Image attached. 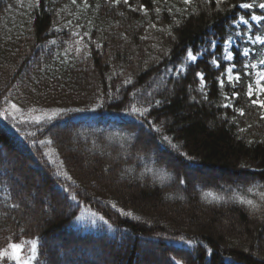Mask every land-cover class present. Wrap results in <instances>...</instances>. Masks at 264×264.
Segmentation results:
<instances>
[{
    "label": "trees",
    "instance_id": "trees-1",
    "mask_svg": "<svg viewBox=\"0 0 264 264\" xmlns=\"http://www.w3.org/2000/svg\"><path fill=\"white\" fill-rule=\"evenodd\" d=\"M245 2L0 0V250L35 241L32 264H264V109L247 95L251 66L264 71L250 15L264 10ZM228 64L240 81L221 87ZM11 104L58 115L18 123Z\"/></svg>",
    "mask_w": 264,
    "mask_h": 264
},
{
    "label": "snow or ice",
    "instance_id": "snow-or-ice-1",
    "mask_svg": "<svg viewBox=\"0 0 264 264\" xmlns=\"http://www.w3.org/2000/svg\"><path fill=\"white\" fill-rule=\"evenodd\" d=\"M85 4H87V0H84ZM109 2H111V0H109ZM114 2L116 4H120L121 0H114ZM123 2L125 4H128L129 0H123ZM184 4L186 5H190L192 4L193 0H183ZM224 0H217V3H223ZM72 3L75 4L76 0H72ZM240 8L242 9H246V10H252L255 8H259L261 10H264V2H260V3H256V0H253V2H245V3H241L239 5ZM146 11V10H145ZM250 20L251 21H256L258 23H264V13L261 14H251L250 15ZM249 19H246L244 15L239 17V25L243 26V25H249L250 23ZM248 39L255 44L257 41H260V43L264 44V40H261L259 36H253V37H248ZM228 44H231V39H229ZM250 54V49H248L247 47L244 48L243 50V56L244 57H248ZM188 57L191 61H195L196 60V56L193 55L191 52L188 53ZM223 61H233L234 56H233V51L231 50H225L223 56H222ZM212 63L216 66L219 67V62L218 59H213ZM260 64L264 65V59L260 60ZM245 68H248L249 65L245 64L244 65ZM251 67H255V65H252ZM236 68L235 64H228L226 65L225 69H224V78L219 80L220 86L223 87L225 82L227 81L228 84L232 85L233 87L234 85V81L236 83H238L240 81V73L239 71H236L234 74V69ZM199 80L201 81V83H204V75L202 73H197ZM256 76V80H255V87L253 85V83H248L247 85V95L249 98H251L254 94L256 95V99H251V104L252 105H257L259 106V108L264 109V99H261L260 96L264 95V71H260L255 73ZM203 91V89H202ZM239 96L238 92H233L231 97H226V99H232V98H237ZM103 107V105L101 104V108ZM224 107H231V105L229 104H225ZM11 109L14 110L15 112H20L21 109L19 107H17L16 104H11ZM5 112L8 111V109L4 110ZM79 111V110H77ZM93 111H95V109H93ZM148 111V109H144L143 111H140L139 109L135 108L134 106L131 107V113L130 114H137L140 117H143L146 112ZM240 115H244V112L241 110L240 111ZM261 119H264V116L261 117ZM40 121V117L36 118V122L39 123ZM157 131H159V129H157ZM164 141H168V137L165 136L163 137ZM49 143H51V141H49ZM161 179H163V177H161ZM183 180H179V183H183ZM261 199L264 200V194L261 195ZM73 201H76V197L73 196L72 197ZM77 203H79L78 201H76ZM240 203H247L248 205L252 206L254 211H258L259 210V206L254 205L252 200H240ZM19 205L17 204H13L12 207L16 208ZM112 207H116L115 205H113ZM122 211V210H121ZM123 214V212H122ZM128 216H131V213H127ZM101 220H104V217H100ZM104 223L107 224L108 222L106 220H104ZM30 245V252L28 251V249L25 247L24 243H11L8 245L7 248L0 250V261H4L6 259L8 260H12L14 262V264H32L33 261L36 260L37 258V243L35 241H28L27 242ZM186 243H188L190 246L192 245V241L188 240ZM27 253V254H26ZM208 254H211V249H208ZM176 264H181V261L176 260L175 257L172 258Z\"/></svg>",
    "mask_w": 264,
    "mask_h": 264
},
{
    "label": "rangeland",
    "instance_id": "rangeland-1",
    "mask_svg": "<svg viewBox=\"0 0 264 264\" xmlns=\"http://www.w3.org/2000/svg\"><path fill=\"white\" fill-rule=\"evenodd\" d=\"M254 22H256V21H254ZM257 23V22H256ZM226 49L227 50H230V45H227V47H226ZM257 72H260L259 70H258V68L256 67L255 68V73H257ZM10 116L9 117H12V118H14L15 120H14V122L16 121V122H18V123H21V122H26V120H29V121H33V122H36V118L37 117H40V121H39V123H41V122H46V121H48V120H51L54 116H57L58 114L56 113V112H54V111H46V112H38V113H34V114H32L31 116H27V115H23V113L22 112H15L14 110H10ZM37 123V122H36ZM68 147H69V149L70 150H77L76 148H77V144L75 143V142H73L72 144H69L68 145ZM98 148V147H97ZM97 148L96 147H87L86 148V150H84V152H82L84 155H88V156H90V155H92V153H94V152H96L97 151ZM82 155V154H81ZM88 156H85V157H88ZM119 157H121V156H123V153H122V151H120L119 152V155H118ZM81 159H82V161L84 162L85 161V159H87V160H89L90 158L88 157V158H84L83 157V155H82V157H81ZM87 164H89V163H86L85 165H87ZM127 173H126V175L127 176H130V172H129V170L128 169H126L125 170ZM194 176V177H193ZM192 176V178L194 179L195 178V175H193ZM90 179V181L93 183V184H95L94 182H93V178H89ZM118 181H119V178H118ZM177 196H180V192L179 193H177ZM33 196H31L30 198L29 197H25L23 200H24V202L26 203V205H27V207L28 208H30L31 210H33V205H34V202H33ZM44 211H45V213L46 214H50V212L52 211V208H51V206L49 205V203H48V201H44ZM35 206V205H34ZM45 214V215H46ZM227 224H229V221H223L222 222V225H224V226H227ZM263 240H264V234H263Z\"/></svg>",
    "mask_w": 264,
    "mask_h": 264
}]
</instances>
